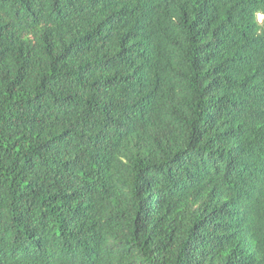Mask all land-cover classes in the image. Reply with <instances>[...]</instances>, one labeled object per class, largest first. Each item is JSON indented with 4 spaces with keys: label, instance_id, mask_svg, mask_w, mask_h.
<instances>
[{
    "label": "trees",
    "instance_id": "1",
    "mask_svg": "<svg viewBox=\"0 0 264 264\" xmlns=\"http://www.w3.org/2000/svg\"><path fill=\"white\" fill-rule=\"evenodd\" d=\"M0 264H264V0H0Z\"/></svg>",
    "mask_w": 264,
    "mask_h": 264
},
{
    "label": "rangeland",
    "instance_id": "2",
    "mask_svg": "<svg viewBox=\"0 0 264 264\" xmlns=\"http://www.w3.org/2000/svg\"><path fill=\"white\" fill-rule=\"evenodd\" d=\"M258 19L260 20V19H262V17L261 16H258Z\"/></svg>",
    "mask_w": 264,
    "mask_h": 264
}]
</instances>
